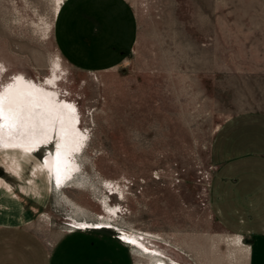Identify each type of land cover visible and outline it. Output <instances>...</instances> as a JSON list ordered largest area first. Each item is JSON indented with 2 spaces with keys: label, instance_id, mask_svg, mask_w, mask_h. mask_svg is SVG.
<instances>
[{
  "label": "rangeland",
  "instance_id": "obj_1",
  "mask_svg": "<svg viewBox=\"0 0 264 264\" xmlns=\"http://www.w3.org/2000/svg\"><path fill=\"white\" fill-rule=\"evenodd\" d=\"M63 1L0 0V93L19 117L0 170L32 175L31 228L109 232L132 264H247L210 205V148L227 119L264 111V0H126L136 39L106 69L61 54Z\"/></svg>",
  "mask_w": 264,
  "mask_h": 264
},
{
  "label": "crops",
  "instance_id": "obj_2",
  "mask_svg": "<svg viewBox=\"0 0 264 264\" xmlns=\"http://www.w3.org/2000/svg\"><path fill=\"white\" fill-rule=\"evenodd\" d=\"M55 42L72 65L106 69L128 57L136 39L126 0H64ZM209 199L226 231L247 239V264H264V111L227 119L210 148ZM31 174L0 170V264H132L128 249L106 231L75 230L52 243L32 228L44 212ZM37 188V189H36Z\"/></svg>",
  "mask_w": 264,
  "mask_h": 264
},
{
  "label": "snow or ice",
  "instance_id": "obj_3",
  "mask_svg": "<svg viewBox=\"0 0 264 264\" xmlns=\"http://www.w3.org/2000/svg\"><path fill=\"white\" fill-rule=\"evenodd\" d=\"M59 2V0H58ZM18 114L13 113L10 116H6L5 112H4V108H3V94L0 93V129H2L4 127V121L5 120H13L16 121L18 119ZM10 126H14V125H10ZM81 227H84L83 225H81ZM121 239H124V237H121ZM129 242H133V241H129Z\"/></svg>",
  "mask_w": 264,
  "mask_h": 264
},
{
  "label": "bare ground",
  "instance_id": "obj_4",
  "mask_svg": "<svg viewBox=\"0 0 264 264\" xmlns=\"http://www.w3.org/2000/svg\"><path fill=\"white\" fill-rule=\"evenodd\" d=\"M130 241V240H129ZM134 241V240H133Z\"/></svg>",
  "mask_w": 264,
  "mask_h": 264
}]
</instances>
